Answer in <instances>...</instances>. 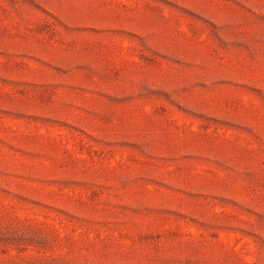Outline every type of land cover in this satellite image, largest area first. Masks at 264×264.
I'll return each mask as SVG.
<instances>
[{"label":"rangeland","instance_id":"obj_1","mask_svg":"<svg viewBox=\"0 0 264 264\" xmlns=\"http://www.w3.org/2000/svg\"><path fill=\"white\" fill-rule=\"evenodd\" d=\"M0 264H264V0H0Z\"/></svg>","mask_w":264,"mask_h":264}]
</instances>
